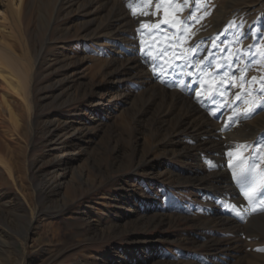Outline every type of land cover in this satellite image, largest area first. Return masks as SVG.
Listing matches in <instances>:
<instances>
[{
    "label": "rangeland",
    "instance_id": "rangeland-1",
    "mask_svg": "<svg viewBox=\"0 0 264 264\" xmlns=\"http://www.w3.org/2000/svg\"><path fill=\"white\" fill-rule=\"evenodd\" d=\"M118 1L26 0L21 33L0 6V72L4 55L35 67L23 96L0 76V264H264V194L245 195L264 144L244 125L264 102V70L214 79L200 42L217 16L238 17L226 33L243 37L258 15L264 41V0ZM221 119L232 136L206 133ZM218 153L231 157L222 182L201 162ZM197 170L213 188L190 179Z\"/></svg>",
    "mask_w": 264,
    "mask_h": 264
},
{
    "label": "bare ground",
    "instance_id": "bare-ground-1",
    "mask_svg": "<svg viewBox=\"0 0 264 264\" xmlns=\"http://www.w3.org/2000/svg\"><path fill=\"white\" fill-rule=\"evenodd\" d=\"M116 1V0H115ZM118 1V0H117ZM123 1V0H122ZM127 1V0H126ZM157 1V0H156ZM25 2L26 0H0V6L2 7H6L9 9L10 11V21L14 24V27L17 28L18 32L21 33L22 30H23V9H24V5H25ZM119 2V1H118ZM124 2V1H123ZM127 2H130V1H127ZM117 3V2H116ZM122 3V2H121ZM126 3V2H125ZM132 4L136 5V6H141V2L140 0H133L131 1ZM128 4V3H127ZM157 4V3H156ZM156 4L152 6V9H155L156 8ZM123 5V4H122ZM125 5V4H124ZM133 5V6H134ZM131 6V5H130ZM128 7V6H127ZM142 7V6H141ZM188 7V6H187ZM195 5L193 4H190L187 9L186 12L189 11V9H192L194 8ZM125 8V7H124ZM133 7H131L132 9ZM138 8V7H137ZM140 8V7H139ZM135 9V8H134ZM223 10V9H222ZM121 11V10H120ZM221 11V10H220ZM202 12V10H201ZM244 12V11H243ZM247 12V10H246ZM133 13V12H132ZM131 13V14H132ZM222 17L224 16L225 12L222 11L220 12ZM242 13V12H240ZM256 11H252V14H255ZM203 14V12H202ZM246 14V13H245ZM125 15V14H124ZM216 15V14H215ZM243 15V14H242ZM133 16V15H132ZM226 16V15H225ZM237 16V15H236ZM124 17V16H123ZM136 17V16H135ZM134 17V18H135ZM207 17V16H206ZM215 17V16H214ZM227 19L225 18L224 20H221L220 16H217L215 18V20H213V22L211 23V26L208 27V37H204L203 34H201L200 38H202V40L200 41L201 43H205L203 44V46H208V60L206 61V65H205V68L203 69V71H208L211 72L213 74V78L215 79L216 77H218L219 79L220 78H224L225 76H227V78H230V75L232 72H234V69L233 67H238L237 72H241V70L239 69V66H244L246 69L244 70V74H247V73H250V78H253V77H257L256 74H258L262 69L264 70V64L261 62V53L264 52V41L262 39H259L256 34L259 33L262 29L260 27H258L256 25V22L258 19V17H260L259 15L255 18H253L252 20L248 21V24L245 25V27L243 28V37L242 36H228V34L226 33V31L230 28V25H232V22L235 21L238 17H232V16H226ZM240 17V16H239ZM137 18V17H136ZM208 18V17H207ZM124 19V18H123ZM160 19V18H159ZM127 20V18L125 19ZM163 20V19H161ZM211 20V19H210ZM221 20V21H220ZM207 22V21H206ZM209 23V22H208ZM234 23V22H233ZM241 25V24H240ZM144 26V25H143ZM264 26V24H263ZM205 27V26H204ZM235 27V26H234ZM243 27V26H242ZM240 27V28H242ZM167 28V27H165ZM206 28V27H205ZM159 29V28H158ZM232 29V28H231ZM159 31V30H158ZM205 32V31H204ZM228 32V31H227ZM261 33V32H260ZM259 33V34H260ZM159 35V34H158ZM236 35V34H235ZM175 36V35H174ZM149 38V37H148ZM258 39V40H257ZM141 41V40H140ZM153 41V40H152ZM158 41V40H157ZM241 41L244 42L243 46H241ZM145 42V41H144ZM159 43V41H158ZM162 43V42H161ZM140 44V43H139ZM199 44V43H198ZM257 45L258 48H259V51L256 53L254 51L251 50V45ZM141 46V44H140ZM200 46V45H199ZM250 47V50L247 49ZM256 47V46H254ZM253 47V48H254ZM153 50V49H152ZM204 50V49H203ZM154 52V51H153ZM172 52V51H171ZM191 54V53H190ZM146 55V54H145ZM174 56V55H173ZM234 58L236 59L237 58V61L234 60ZM2 59H3V62L7 68V71L6 73H3L2 71L0 72V76L2 77V79L6 82V84L12 88L14 91H16L17 93L18 92H22L21 95H26V94H29L30 93V87H29V81H28V78L32 77V74L34 72V65L31 64L30 67H27V68H23L21 70H18L16 71L14 69V67L12 66L11 62H9L8 60V57L6 55L2 56ZM181 59V58H180ZM206 60V59H205ZM155 61V60H154ZM264 61V60H263ZM170 63V62H169ZM201 63V62H200ZM35 64V63H34ZM174 65V64H173ZM174 68V67H173ZM202 70V69H201ZM220 71H222L223 73H221ZM219 73V74H218ZM179 74V73H178ZM212 74H211V77H212ZM224 74V75H222ZM234 74V73H232ZM177 75V74H175ZM181 75V74H179ZM164 76V75H161V77ZM235 76V75H234ZM259 76V74H258ZM172 76H164V78H166V80H168V87L173 89V88H176V79H174L173 77L171 78ZM247 77V79L249 78ZM211 79V78H210ZM245 79V81L247 80ZM213 80V79H212ZM229 80V79H228ZM251 79H249L250 81ZM216 81V80H215ZM257 81V79H256ZM232 82V81H231ZM236 83V82H235ZM234 83V84H235ZM258 83V82H257ZM211 84V83H210ZM242 84V83H241ZM236 85V84H235ZM258 85V84H256ZM228 87V86H227ZM258 87V86H257ZM161 88V87H160ZM194 89V88H193ZM256 89V88H255ZM257 90V89H256ZM175 95V94H174ZM223 95V94H222ZM178 99L181 98V99H184V97L180 96V95H175ZM257 96H260L257 95ZM225 97V96H224ZM263 97V100H264V94L261 95V98ZM223 98V97H222ZM221 98V99H222ZM227 98V97H225ZM234 98V95L230 97V100ZM259 98V97H258ZM261 98H259L261 100ZM254 99V98H253ZM252 99V100H253ZM225 100V99H224ZM183 101V100H182ZM189 101V100H188ZM185 102V101H184ZM189 103V102H188ZM257 104V103H256ZM189 106H193L191 104H189ZM190 109V108H189ZM249 110V109H248ZM264 111V102L263 104H257L256 108L254 109H251L250 112L247 113V115H245L244 117V120H246V122H250V123H247V124H244L245 126L247 125H251L252 123H256V125H252V129L255 130L256 128V131L257 133H254L255 136L258 135V137L254 140V142H258V146L261 145V144H264V125L261 127V124L260 123H257L255 122L256 121H260L262 122L264 118H261L262 115H264V113H262ZM191 112L193 115H191L192 117L193 116H196L198 115L201 111L197 108V107H193L191 109ZM222 111L220 110L217 114L218 115H222ZM201 114V113H200ZM188 115V114H187ZM227 116V114H226ZM224 119V118H222ZM219 120V124L217 123H212V122H205L203 125L205 126V130H206V133H209L210 132V129L212 127H216L218 133L216 134L217 136L221 135V136H227L228 134V131L231 130V132L229 133V137L233 135V131L234 129H232V123L231 122H227L224 120ZM228 120V118H227ZM14 122L17 124V121L14 120ZM238 123V122H237ZM188 124V123H187ZM264 124V123H263ZM199 126V125H198ZM197 126V127H198ZM201 126V125H200ZM260 126V129L258 128ZM190 127V126H189ZM250 127V128H251ZM237 128V127H236ZM198 129V128H197ZM196 129V130H197ZM263 129V130H262ZM262 130V131H260ZM188 131V130H187ZM192 131V130H191ZM246 131V130H245ZM223 135H222V134ZM240 133V132H239ZM245 133V132H244ZM194 134V132H193ZM198 134V132H197ZM249 135V134H247ZM253 135V136H254ZM243 136V135H242ZM241 136V137H242ZM200 137V136H199ZM231 141L229 139V141H224L223 142V145H222V150H226L227 151L229 149H231L234 144H231ZM210 142V141H209ZM222 144V143H221ZM209 146V145H208ZM263 146V145H262ZM207 147V146H206ZM205 147V148H206ZM212 149V148H211ZM264 149V147H263ZM213 150V149H212ZM217 150L214 149V152H216ZM78 152L75 151V154H77ZM222 153V152H221ZM221 153H218L216 155V158H212L211 157H208V158H204V159H201V162H205L206 165H208L210 163V166L212 169H214L216 171V173H214V176H213V180L214 179H217V180H223L225 177H224V164L226 161H224L223 159L225 158V160H228L230 161L231 157L228 156V153L226 156L221 154ZM39 155V154H38ZM251 155V154H250ZM195 157V156H194ZM196 157H200L199 153L196 154ZM233 158V157H232ZM257 158V157H256ZM196 160V158H194ZM263 158H261L262 160ZM233 160V159H232ZM259 160V161H261ZM227 161V162H228ZM63 162V161H62ZM61 162V166H64ZM200 162V161H199ZM258 162V161H257ZM204 163V164H205ZM264 163V162H263ZM201 166V164H199ZM204 168V167H203ZM202 168V169H203ZM246 168V167H245ZM262 168V167H261ZM260 168V169H261ZM205 169V172H208ZM231 170V169H230ZM234 170V169H233ZM229 171V170H228ZM210 172V171H209ZM261 174V173H260ZM193 175V174H192ZM191 175V176H192ZM253 176V175H252ZM211 177L210 176H204V175H199L198 173V170L197 172L194 173L193 177H191L190 179L194 182H196L197 184L200 183L202 185H208L210 186L211 188H213V185H209V183H211ZM253 178V177H252ZM215 181V180H214ZM248 183H250V186H248V190L249 192L253 193V200H249V204L250 203H253V204H256L257 202L260 201L261 198H263V192L264 190L262 191H259L257 190L258 188H260V186L263 187L264 185V171L262 173L261 176H258L256 178H253V179H250V180H247ZM222 182V181H221ZM217 183V182H216ZM226 183H229V182H226ZM225 183V184H226ZM246 183V181H245ZM213 184V183H212ZM248 185V184H247ZM246 185V186H247ZM201 186V185H200ZM206 187V186H205ZM204 187V188H205ZM264 188V187H263ZM207 189V188H206ZM209 189V188H208ZM225 189V188H224ZM254 189V191H253ZM210 191V190H209ZM254 194H256V197H254ZM246 198V197H245ZM217 201H220V199L216 198ZM222 202V201H221ZM247 202V201H246ZM208 203L210 205L211 204V201L208 200ZM218 203V202H217ZM222 206L224 208H226V203H221ZM241 206V204H240ZM243 207V206H242ZM241 207V208H242ZM230 208V207H228ZM243 209V208H242ZM213 213H214V210H213ZM228 216H225V214H223L220 218H219V221H225ZM229 220V219H228ZM226 222V221H225ZM224 222V223H225ZM27 228V227H26ZM26 234V233H25ZM27 237V236H26ZM260 237V236H259ZM28 238V237H27Z\"/></svg>",
    "mask_w": 264,
    "mask_h": 264
},
{
    "label": "snow or ice",
    "instance_id": "snow-or-ice-1",
    "mask_svg": "<svg viewBox=\"0 0 264 264\" xmlns=\"http://www.w3.org/2000/svg\"><path fill=\"white\" fill-rule=\"evenodd\" d=\"M148 3H151V0H148ZM160 8V4H156V9L157 11L159 10ZM146 14V13H145ZM164 20H163V23L164 24H169V17H170V13H168L167 11L164 13ZM175 22V21H174ZM178 23V22H177ZM253 80H256L255 77L252 78ZM262 89H264V84H262ZM237 99H239V97H237ZM229 155H231V153H229ZM233 176L234 178L237 180V182L239 183H243L247 180V173L246 172H243L241 171L239 174H237L235 171L233 172ZM254 191V189H253ZM245 195L248 197L249 200H251L252 198V195H251V192H248L246 191Z\"/></svg>",
    "mask_w": 264,
    "mask_h": 264
}]
</instances>
